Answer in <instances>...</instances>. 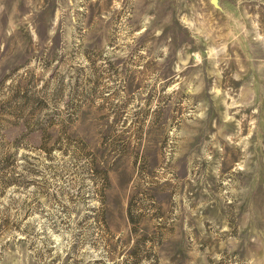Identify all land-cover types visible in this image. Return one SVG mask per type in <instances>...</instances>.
I'll return each mask as SVG.
<instances>
[{
  "label": "rangeland",
  "instance_id": "374dc122",
  "mask_svg": "<svg viewBox=\"0 0 264 264\" xmlns=\"http://www.w3.org/2000/svg\"><path fill=\"white\" fill-rule=\"evenodd\" d=\"M0 264H264V0H0Z\"/></svg>",
  "mask_w": 264,
  "mask_h": 264
}]
</instances>
